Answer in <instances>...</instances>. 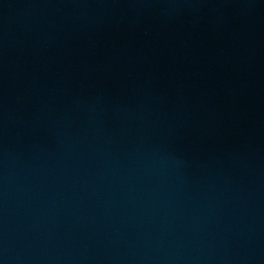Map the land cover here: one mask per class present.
Masks as SVG:
<instances>
[{"label":"water","instance_id":"water-1","mask_svg":"<svg viewBox=\"0 0 264 264\" xmlns=\"http://www.w3.org/2000/svg\"><path fill=\"white\" fill-rule=\"evenodd\" d=\"M0 264H264V0H131Z\"/></svg>","mask_w":264,"mask_h":264}]
</instances>
